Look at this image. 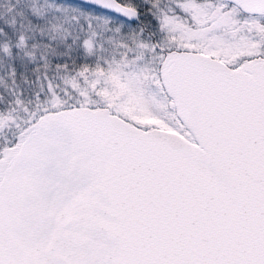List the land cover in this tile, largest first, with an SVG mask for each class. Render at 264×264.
I'll list each match as a JSON object with an SVG mask.
<instances>
[{
	"label": "snow or ice",
	"instance_id": "obj_1",
	"mask_svg": "<svg viewBox=\"0 0 264 264\" xmlns=\"http://www.w3.org/2000/svg\"><path fill=\"white\" fill-rule=\"evenodd\" d=\"M0 264H264V0H0Z\"/></svg>",
	"mask_w": 264,
	"mask_h": 264
}]
</instances>
